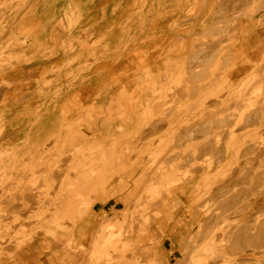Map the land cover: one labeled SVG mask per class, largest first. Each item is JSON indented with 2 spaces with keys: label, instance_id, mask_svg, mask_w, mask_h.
<instances>
[{
  "label": "rangeland",
  "instance_id": "1",
  "mask_svg": "<svg viewBox=\"0 0 264 264\" xmlns=\"http://www.w3.org/2000/svg\"><path fill=\"white\" fill-rule=\"evenodd\" d=\"M263 2L254 0L250 7L251 0H134L132 6L119 7L118 21L102 23V31H94L93 26L73 29L79 22L66 27L59 23L68 36L64 45L56 46L41 37L32 15L33 0H0V264H86L92 261L87 255L91 257L89 245L95 231L114 215L124 219L120 221L122 238L132 241L136 249L127 253L129 264H149L154 256L159 259L155 264L186 263L191 256L195 260L189 264H197L204 262L201 248L213 235L222 240L220 248L228 251L225 246L229 248L228 241L235 239L238 224L252 227L256 222L252 224L250 219L263 222L264 152L256 145L264 140V80L259 95L249 94L256 84H247L252 81L249 77V87L244 83L243 89H236L256 63V78L264 74V68L259 69L264 63V56L260 58L264 52ZM247 101L255 104L253 112L248 110L252 107L247 108L250 116L244 108ZM255 112L261 118L252 116ZM72 120L77 124L70 128ZM250 123L256 129L249 130ZM192 130L196 135L205 131L204 138H196ZM229 130L235 135V144L226 145ZM191 132L194 138L190 142L186 137ZM211 138L217 139L214 144ZM256 140L259 142L254 145ZM106 148L124 152L121 163L114 159L115 169L104 177L89 203L79 205L77 212L72 208L67 218L57 213L53 220L56 203L69 194L65 187L74 176L72 163L77 158V162H88L89 154L97 161ZM173 164L174 169L179 164L175 169L179 182L170 194L160 191L145 208L135 207L137 198L146 202L142 186L156 176V169L172 168ZM91 175L98 177L100 171ZM17 179L25 181H14ZM29 180L33 188L28 186ZM96 205L107 209L95 213ZM226 232H231V240ZM224 237L228 241L224 242ZM249 241L244 237L238 242V246L244 244V251L239 249L234 257L237 260L224 263L218 256L219 260L212 262L238 264L244 259L243 264H264V240L261 248L257 244L249 247ZM102 257L92 262L127 263L113 252Z\"/></svg>",
  "mask_w": 264,
  "mask_h": 264
},
{
  "label": "bare ground",
  "instance_id": "2",
  "mask_svg": "<svg viewBox=\"0 0 264 264\" xmlns=\"http://www.w3.org/2000/svg\"><path fill=\"white\" fill-rule=\"evenodd\" d=\"M264 3V2H263ZM253 5H254V0H251V6L250 7H253ZM249 11L251 10L250 8L248 9ZM261 10V9H260ZM252 11H254V9L252 10ZM248 12V11H247ZM253 13V12H252ZM251 12H250V14H252ZM248 14H249V12H248ZM133 15V14H132ZM147 21H148V19H147ZM208 52H210V51H208ZM209 55L207 56V58L209 57L210 58V54L211 53H208ZM88 55V54H87ZM188 56V55H187ZM190 56V55H189ZM263 56H264V52H262L261 53V57L260 58H263ZM196 57V56H195ZM195 57H194V59H195ZM208 58V59H209ZM184 59V58H183ZM187 59V58H186ZM189 59V58H188ZM207 59V60H208ZM192 60V59H191ZM179 61V60H178ZM209 61H210V59H209ZM208 61V62H209ZM195 62H197V61H195ZM207 62V61H206ZM188 62H186V64H187ZM254 63H256V62H254ZM264 64V63H263ZM263 64H261V67L259 68V69H263L264 68V65ZM194 65H196V64H194ZM197 65L198 66H195V68L196 67H199V64L197 63ZM256 65H258L257 63H256ZM256 65L254 66V68L252 69V70H250V71H248L247 72V74H246V76H245V81L243 82V80H244V77L242 78L243 80H241L237 85H236V87H235V85H234V87L238 90V89H241L242 88V86L244 85V83L246 84V82H248L247 80H248V78L247 77H249L252 81H250L249 80V82L247 83V84H252V83H254V82H256V84H254L253 85V87H252V89H251V91L249 92V94H253V96L255 95V93L256 94H258L257 92H258V90L260 89V87H261V83L263 82V80H264V77H263V75L264 74H262V76H259V79L258 78H256V76L258 75V72H257V70L258 69H256ZM263 65V66H262ZM190 66H192V65H190ZM66 67V66H65ZM174 67V66H173ZM189 67V66H188ZM225 67H226V65H225ZM263 67V68H262ZM192 69H193V67H191ZM223 69H224V67H223ZM220 71V70H219ZM261 71V70H260ZM264 71V70H263ZM182 72H183V70H182ZM257 72V73H256ZM172 73V72H171ZM191 74V73H190ZM260 74V75H261ZM173 76V75H172ZM178 77H181L180 76V74H179V76ZM253 77H255V79L257 80H255ZM258 77V76H257ZM261 77V78H260ZM183 78H185V77H183ZM255 81H254V80ZM182 80V79H181ZM168 81V80H167ZM170 84V83H169ZM168 84V85H169ZM246 84V86L247 87H249L248 85ZM252 86V85H251ZM175 88H177L176 86H174ZM171 88V87H170ZM172 88H173V86H172ZM181 89V91H182V89H183V87H180ZM244 88V87H243ZM242 88V89H243ZM262 89V88H261ZM156 91V90H155ZM176 90H174V92H175ZM234 91H235V89H234ZM237 92V91H236ZM239 92V91H238ZM237 92V93H238ZM178 93V92H177ZM225 93V92H224ZM232 93V92H231ZM234 93V92H233ZM236 93V94H237ZM240 93V92H239ZM238 93V94H239ZM260 94H261V91H260ZM226 95H227V93H226ZM259 95V94H258ZM156 96V95H155ZM214 96V95H213ZM154 97V96H153ZM158 97V96H157ZM249 97V96H248ZM251 97V96H250ZM155 99V98H154ZM181 99H182V97H181ZM214 99V98H213ZM151 100V99H150ZM204 100V99H203ZM247 100H249V99H247ZM250 100L253 102V100L254 99H252V98H250ZM263 100V99H262ZM251 101H250V103L247 101V105H246V107L244 106V108L246 109V111H252L253 112V105H255V104H253V103H255L256 101H254L252 104H251ZM205 102V101H204ZM263 102H264V100H263ZM135 103V102H134ZM140 104H142V103H140ZM143 104H144V102H143ZM248 104H251V105H248ZM159 105V104H158ZM142 106V105H141ZM140 106V107H141ZM248 106H250V107H252V109L251 108H249L248 110H247V108H248ZM148 108H149V106H148ZM243 108V109H244ZM263 108V107H262ZM251 109V110H250ZM259 109H261L260 107H259ZM137 110V109H136ZM155 110V109H154ZM263 109H261V111H262ZM248 111V113H249V116H250V114H251V112H249ZM258 112L260 113V111L258 110ZM257 112H255L254 113V115H253V113H252V116H256L257 118H261V114L258 116V114L257 115H255ZM132 114V113H131ZM141 115V114H140ZM79 118V117H78ZM249 118L250 117H248V120H249ZM202 119H204L203 117L201 118V123L203 122V120ZM254 120V118H252L251 117V120ZM74 120H76V119H74ZM74 120H72V123H70L71 125H68V124H66V125H68L69 127L71 126L72 127V125L74 126H76V124H77V122H75V124L73 123V121ZM81 120V119H80ZM190 120V119H189ZM195 120V119H194ZM238 120H240V119H238ZM238 120H236L235 121V124H236V122L238 121ZM152 121V120H151ZM204 122H205V120H204ZM160 123V122H159ZM254 123H257V120H255V122ZM161 124V123H160ZM210 124V123H209ZM251 124V127H250V129L249 130H252V129H256V128H252V123H250ZM250 124H249V126H250ZM153 125V124H152ZM254 125V124H253ZM139 126V125H138ZM150 126V125H149ZM148 126V127H149ZM255 126V125H254ZM253 126V127H254ZM70 127V128H71ZM60 128H61V126H60ZM197 128H198V126H197ZM200 126H199V129H198V131L200 130ZM249 128V127H248ZM247 128V129H248ZM192 129V128H191ZM193 129H194V127H193ZM203 129H204V126H203ZM63 130V129H62ZM189 130V129H188ZM195 130V129H194ZM187 131V130H186ZM191 130H189V132H190ZM193 131V130H192ZM195 131H197V130H195ZM195 131H193L194 133H195V136H196V138L197 137H202V136H205V135H203V133L202 132H205V131H202V132H199V135L197 134L196 135V133H198V132H195ZM248 131V130H247ZM260 131H263V130H261L260 129ZM68 132H70V131H68ZM188 132V131H187ZM201 133H202V135H201ZM63 133H62V131H61V135H62ZM215 134H217V133H215ZM259 134V133H258ZM64 135V137H65V133L63 134ZM182 135V134H181ZM189 135H194L192 132H191V134L189 133L188 135H187V137L186 138H188L189 137V141L191 142L192 140H190L191 138H194V136L192 137V136H189ZM260 135H261V133H260ZM179 136H180V134H179ZM179 136H175V139L177 138V137H179ZM184 136V135H183ZM186 136V135H185ZM214 136H216V138L218 137V135H213V138H214ZM258 136V135H257ZM63 137V136H62ZM61 137V138H62ZM254 137H256V136H254ZM262 137V136H261ZM54 138H55V136H54ZM159 138H160V136H159ZM165 137H163V139H164ZM185 138V137H184ZM184 138H182V139H184ZM202 138H204V137H202ZM213 138H211L210 140L212 141L213 140ZM161 139V138H160ZM181 139V140H182ZM62 140V139H61ZM159 140V139H158ZM166 140V139H165ZM168 141H169V139H167ZM166 140V141H167ZM177 140H179L178 138H177ZM208 142L210 141V140H208V139H206ZM215 141L217 140V139H214ZM214 140H213V142H211V143H213L214 144ZM225 140H226V145L228 144V143H231V144H235V135L233 134V131L231 130H229V133H228V135H227V137L225 138ZM59 141V140H58ZM182 141H185V142H187L186 140H182ZM181 141V142H182ZM188 141V143H190ZM258 140H256V141H254L253 143H255L254 145H256L258 142H257ZM262 141H264L263 139H262ZM262 141H261V143H262ZM59 142H61V141H59ZM59 142H58V144H59ZM206 142V141H205ZM208 142H206V144L208 143ZM157 143H159V142H157ZM261 143H259V144H261ZM259 144H257L255 147L258 149V148H260L259 150L261 151H263L264 152V144L262 145H259ZM210 146H212L213 147V145L212 144H209ZM253 145V146H254ZM110 146V145H109ZM111 146H112V144H111ZM111 146L110 147H108L109 149L111 148ZM113 146H115V144H113ZM113 146H112V148H113ZM125 146V145H124ZM209 146V147H210ZM249 146L250 147H248V149L250 148L251 150L254 148V147H252V143H249ZM32 147H33V145H32ZM57 147V146H56ZM228 147V146H227ZM33 148H35V147H33ZM54 148V147H53ZM75 148H77V147H75ZM122 148H124L123 146H122ZM226 148V147H225ZM88 149V148H87ZM120 149V148H119ZM226 149H228V148H226ZM225 149V150H226ZM249 149V150H250ZM97 150V149H96ZM95 150V151H96ZM106 150H108L107 148H106ZM32 151V150H31ZM117 151H118V149H117ZM115 152L114 150H108V151H105V152H103L102 154H101V157H97L98 159H97V161H95V159H96V157L95 156H90V154L88 155V156H86V154L87 153H85V155L84 154H82V155H84V156H86V157H88L87 159H89L88 160V162H77V159H76V162L75 163H72V164H74V165H71L72 166V168H71V175H72V173L74 174V176L71 178L70 176V179H68L67 181V184H66V187H65V190L69 193L68 195L66 194L67 192L66 191H63V192H65V194L67 195V196H65V198H60V201L59 200H57V201H59V203H56V204H58V209H57V212L54 214V216H53V220L57 217L56 215H57V213H61V216H66V218H67V216H69L68 214H70L69 212H71V209L72 208H75L76 207V212H77V207L79 208V205H84V204H87V203H89V201H90V199H91V195H94L95 194V192L98 190V188H99V186H100V184L102 183V181H103V179H104V177L108 174V176L109 175H111V172L113 171V169H115V165H114V163H116L117 161L115 160V162H114V159H118V160H120V162H118L119 164L121 163V160L123 159V157H124V152L122 153L121 151H118V152ZM123 151V150H122ZM125 151V150H124ZM254 151V150H253ZM253 151H252V153H253ZM257 151V150H256ZM260 151H258V153L260 152ZM261 151V152H262ZM5 152V151H4ZM3 152V153H4ZM7 152V151H6ZM60 152V151H59ZM92 152H94L93 150H92ZM97 152V151H96ZM101 152V151H100ZM216 152V151H215ZM261 152H260V154H261ZM32 153V155H33V153H35V151H33V152H31ZM54 153V152H53ZM6 154V153H5ZM38 154V153H37ZM36 154V155H37ZM95 154V153H94ZM251 154V153H250ZM7 155V154H6ZM39 155V154H38ZM93 155V154H92ZM31 156V155H30ZM29 156V157H30ZM251 156V155H250ZM263 156V155H262ZM32 157V156H31ZM39 157V156H38ZM79 157H80V155H79ZM179 157H181V156H179ZM255 157V156H254ZM257 157H258V155H257ZM13 159H14V157H12ZM41 158V157H40ZM85 158V157H84ZM182 158V157H181ZM180 158V159H181ZM215 158H216V156H215ZM248 158H250V157H248ZM256 158V157H255ZM254 158V159H255ZM264 158V157H263ZM17 159V158H16ZM30 159V158H29ZM32 159V158H31ZM176 159V158H175ZM179 159V158H178ZM218 159V158H217ZM21 160V159H20ZM82 160H84V159H82ZM85 160H86V158H85ZM215 160V159H214ZM257 160V159H256ZM259 160H261L260 162L261 163H263V161H262V159H261V157H260V159ZM264 160V159H263ZM13 161V160H12ZM18 161V160H17ZM23 161V160H22ZM250 161V160H249ZM249 161H247V163L249 162ZM37 162V161H36ZM35 162V163H36ZM72 162V161H71ZM114 162V163H113ZM216 162V161H215ZM259 162V161H258ZM260 162L258 163V165L260 164ZM14 163V162H13ZM23 163V162H22ZM31 163H32V160H31ZM34 163V162H33ZM38 163V162H37ZM123 163H125V162H123ZM246 163V164H247ZM257 163V162H256ZM5 164V163H4ZM171 164V163H170ZM169 164V165H170ZM181 164V163H180ZM253 164V163H252ZM6 165V164H5ZM7 165H8V163H7ZM11 165H12V162H11ZM10 165V166H11ZM33 165V164H32ZM118 165V164H117ZM159 166L158 167V169H156V171H155V177H151L148 181H146V183L142 186L143 188H144V190H145V194L147 195V199L149 200V202H148V200L145 198V200H146V202H142V195L140 196V198L142 199V200H140L142 203H140V202H138L139 201V198H137V200L136 201H134V203L133 204H135V207H136V205H141V206H143L144 208L146 207V206H148L149 204H151V202H153L152 201V199L153 198H156L158 195H159V193H160V191H166V193H167V195H169L170 193V189H172L176 184H178V182H179V180H178V174H176V172H175V169L177 170V168H178V165H177V167L174 169V164H173V169L170 167V166ZM172 165V164H171ZM257 165V164H256ZM22 166H23V164H22ZM52 166H55V163L52 165ZM118 166H120V165H118ZM181 166V165H180ZM253 166H255V165H253ZM252 166V167H253ZM262 166H263V164H262ZM13 167V166H12ZM30 167V166H29ZM125 167V166H124ZM258 167V166H257ZM259 167H260V165H259ZM8 168V167H7ZM10 168V167H9ZM8 168V169H9ZM51 168V167H50ZM55 168V167H54ZM66 168V167H65ZM250 168V167H249ZM256 168V167H255ZM261 168V167H260ZM6 169V168H5ZM4 169V170H5ZM64 168H62V171H64L63 170ZM263 169V168H262ZM35 170V169H34ZM51 170V169H50ZM49 170V171H50ZM54 170H56V169H54ZM157 170H158V172H157ZM174 170V171H173ZM178 170H181L182 171V169L181 168H179ZM251 170V169H250ZM6 171V170H5ZM41 171V170H40ZM40 171H39V173H40ZM58 171V170H57ZM97 171H100V176H98V177H95V176H93V175H91L92 173H95V172H97ZM226 171L227 170H225V171H223L222 173H220V175L222 176V177H224L225 175H226ZM252 171V170H251ZM261 171V170H260ZM7 172V171H6ZM30 172V171H29ZM31 172H35V171H31ZM46 172H47V170H46ZM51 172V171H50ZM117 172V171H116ZM259 172V171H258ZM264 172V171H263ZM48 173V172H47ZM68 173V172H67ZM114 173V172H113ZM118 173V172H117ZM156 173H158V174H156ZM178 173V172H177ZM252 173H253V171H252ZM255 173H256V171H255ZM2 174V173H1ZM6 174V173H5ZM33 174V173H32ZM43 174H44V172H43ZM42 174V175H43ZM56 174H58V172L56 173ZM59 174H60V172H59ZM182 174V173H181ZM248 174H250V173H248ZM261 174V173H260ZM29 175H31V174H28V176ZM36 175H38V174H36ZM36 175H35V180H36ZM53 175V174H52ZM180 175V174H179ZM28 176H27V178H28ZM34 176V175H33ZM177 176V177H176ZM254 176V175H253ZM261 176V175H260ZM48 177V176H47ZM46 177V178H47ZM55 177V176H54ZM53 177V179H55ZM61 177V176H60ZM221 177V178H222ZM249 177H251L250 175H249ZM249 177H248V179H249ZM1 178V177H0ZM62 178V177H61ZM64 178H66V177H64ZM6 179H7V177H6ZM42 179V178H41ZM50 179V178H49ZM52 179V178H51ZM203 179H205V180H208V176L207 175H204V177H203ZM251 179V178H250ZM61 180V179H60ZM60 180H59V182H60ZM178 180V181H177ZM217 180L218 179H216V177H215V179H214V182L216 183L217 182ZM251 180H253V178L251 179ZM7 181V180H6ZM14 181H18V179L17 180H14ZM19 181H22V180H20L19 179ZM18 181V182H19ZM23 181H25V180H23ZM22 181V182H23ZM47 181V180H46ZM49 181V180H48ZM180 181H181V179H180ZM11 182H12V179H11ZM251 182V181H250ZM250 182H248L249 184H250ZM262 182L264 183V180H262ZM13 183H15V182H13ZM32 181L31 180H29L28 181V186H31L32 185ZM181 183H182V181H181ZM258 183V182H257ZM180 184V183H179ZM208 181L205 183V187H207L208 185ZM220 184V183H219ZM252 184V183H251ZM260 184V183H259ZM262 184V183H261ZM36 185V184H35ZM256 185V184H255ZM264 185V184H263ZM25 186V185H24ZM216 186H217V184H216ZM258 186V185H257ZM5 187H6V185H5ZM4 187V188H5ZM17 187V186H16ZM32 187V186H31ZM200 186H197V188H199ZM246 187V186H245ZM252 187V186H251ZM254 187V186H253ZM252 187V188H253ZM262 187V186H261ZM261 187H260V189H261ZM30 188V187H29ZM33 188V187H32ZM37 188V187H36ZM40 188V187H39ZM45 188V187H44ZM47 188V187H46ZM213 188V187H212ZM216 188V187H215ZM218 188V187H217ZM247 188V187H246ZM249 188V187H248ZM252 188H251V190H252ZM263 188V187H262ZM7 189V188H6ZM12 189V188H11ZM31 189V188H30ZM200 189V188H199ZM235 189V188H234ZM241 189H243V187L241 188ZM257 189V188H256ZM255 189V187H254V190H256ZM2 190V189H1ZM1 190H0V192H1ZM17 190H18V187H17ZM22 190V189H21ZM25 190V189H24ZM23 190V191H24ZM33 190V189H32ZM186 190V189H185ZM184 190V191H185ZM238 190V189H237ZM244 190V189H243ZM254 190H253V192H254ZM3 191V190H2ZM6 191V190H5ZM26 191V190H25ZM28 191V190H27ZM231 191V190H230ZM259 191V190H258ZM7 192V191H6ZM10 192H11V190H10ZM171 192H173L172 190H171ZM241 192H243V191H241ZM250 192H252V191H250ZM249 192V193H250ZM252 192V193H253ZM256 192V191H255ZM20 193V192H19ZM25 193V192H24ZM23 193V194H24ZM165 193V192H164ZM169 193V194H168ZM215 193V192H214ZM217 193V192H216ZM232 193H235V192H232ZM6 194V193H5ZM9 194H11V193H9ZM29 194H30V192H29ZM32 194V193H31ZM30 194V195H31ZM64 194V195H65ZM174 194V193H173ZM236 194H240L241 195V193H239V192H236ZM244 194V193H243ZM242 194V195H243ZM1 195V194H0ZM7 195V194H6ZM29 195V196H30ZM42 195V194H41ZM46 195V194H45ZM145 195V196H146ZM166 195V194H165ZM166 195V196H167ZM212 195V194H211ZM216 195V194H215ZM213 196V197H217V196ZM227 195H229V194H227ZM231 195V194H230ZM239 195V196H240ZM241 195V196H242ZM248 195V194H247ZM246 195V196H247ZM249 195H251V194H249ZM257 195V194H256ZM29 196H28V198H29ZM39 196V195H38ZM43 196V195H42ZM171 196V195H170ZM220 196H222V195H220ZM245 196V195H244ZM20 198H21V196H19ZM18 197V198H19ZM35 197V196H34ZM62 197V196H61ZM160 197V196H159ZM211 197V196H210ZM237 197V196H236ZM254 197H256L255 196V194H254ZM26 198V197H25ZM36 198V197H35ZM221 198H223V197H221ZM27 199V198H26ZM25 199V200H26ZM215 199V198H214ZM213 199V200H214ZM224 199V198H223ZM227 199V198H226ZM234 199V198H233ZM237 199H238V197H237ZM8 200H10L9 198H8ZM31 200V199H30ZM144 200V201H145ZM244 200H245V198H244ZM250 200V199H249ZM6 201V200H5ZM34 201V200H33ZM158 201V200H157ZM177 201V200H176ZM176 201H174V203L176 202ZM224 201V200H223ZM226 201V200H225ZM229 201V200H228ZM238 201V200H237ZM10 202V201H9ZM12 202V201H11ZM25 202V201H24ZM31 202V201H30ZM35 202V201H34ZM167 202V201H166ZM216 202V201H215ZM218 202H220V201H218ZM218 202H216V203H218ZM246 202V201H245ZM244 202V204H247V202L245 203ZM250 202V201H249ZM6 203V202H5ZM32 203V202H31ZM44 203V202H43ZM159 203V202H158ZM212 203H214L213 201H212ZM224 203V202H223ZM235 203V202H234ZM241 203L243 204V202L241 201ZM27 204V203H26ZM33 204V203H32ZM36 204V203H35ZM91 204V203H90ZM132 204V205H133ZM229 204H230V201H229ZM7 205V204H6ZM37 205V204H36ZM175 205V204H174ZM219 205H220V203H219ZM231 205V204H230ZM237 205V204H236ZM240 205V204H239ZM238 205V206H239ZM14 206V205H13ZM32 206V205H31ZM90 206V205H89ZM212 206H213V204H212ZM217 206H218V204H217ZM222 206V200H221V205H220V207ZM223 206H225V205H223ZM228 206V205H227ZM233 206V205H232ZM241 206V205H240ZM239 206V207H240ZM244 206H247V205H244ZM55 207H56V205H55ZM82 207H84V206H82ZM88 207V206H87ZM138 207V206H137ZM140 207V206H139ZM215 207V206H214ZM229 207V206H228ZM217 208V207H216ZM215 208V209H216ZM233 208V207H232ZM38 209V208H37ZM82 209V208H81ZM214 209V208H213ZM214 209V210H215ZM219 209V208H218ZM218 209H216V210H218ZM221 209H222V207H221ZM220 209V210H221ZM237 209V208H236ZM235 209V210H236ZM240 209V208H239ZM238 209V210H239ZM33 210V209H32ZM40 210V209H39ZM74 210V209H73ZM233 210V209H232ZM234 210V211H235ZM231 211V210H230ZM229 211V212H230ZM25 212V211H24ZM28 212V211H27ZM55 212V211H54ZM75 212V211H74ZM73 211H72V214L74 213ZM75 212V213H76ZM156 212V211H155ZM216 213L218 212V211H215ZM237 212V211H236ZM74 213V214H75ZM125 213V212H124ZM158 213V212H157ZM226 213V212H225ZM259 213V212H258ZM18 214V213H17ZM32 214V213H31ZM50 214V213H49ZM51 214H52V212H51ZM52 214V215H53ZM156 214V213H155ZM159 214V213H158ZM215 214V213H214ZM224 214V213H223ZM232 213H230V215H231ZM24 215V214H23ZM27 215V214H26ZM71 215V214H70ZM123 215V214H122ZM125 215V214H124ZM218 215V214H217ZM229 215V214H228ZM257 215V214H256ZM259 215H260V213H259ZM51 216V215H50ZM58 216H59V214H58ZM74 216V215H73ZM73 216H71V217H73ZM155 216V215H154ZM254 216V215H253ZM16 217H17V215H16ZM20 217V216H19ZM46 218H48L47 216H45ZM44 217V218H45ZM71 217H69V219H71ZM216 217V216H215ZM226 217V216H225ZM256 216H254V218H255ZM258 217V216H257ZM50 218V217H49ZM76 218V217H75ZM75 218H72V220L73 219H75ZM219 218V217H218ZM51 219V218H50ZM62 219V218H61ZM222 219H223V217H222ZM227 219V218H226ZM259 219V218H258ZM261 219H264V218H262V215H261ZM46 220V219H45ZM52 220V221H53ZM122 220H124L123 218H122V216L119 218V216H115L114 215V217H111V218H109V219H107V220H105V227L103 226V225H99V228H98V230H96L95 232L96 233H94V239L92 240V242H90V243H92V245H89V246H91V249H90V255H91V257H89V255H87L88 256V258H87V260L89 259V258H92V261H94V260H98V259H101V258H103L102 256H104V258L109 254V252H113L114 253V255L117 257V259H119V260H126V257H127V253L129 252H131V251H133L134 249H133V245H132V241H130V240H127V239H123L122 238V234H121V230H120V221H121V223L123 222ZM214 220H216V219H214ZM255 220V219H254ZM57 221V220H56ZM62 221V220H61ZM70 221V220H69ZM219 221V220H218ZM250 221H251V223L252 222H256L254 225H252V227L250 226V224H248V225H243L242 226V224L240 223V224H238L239 225V231H233L234 233L236 232L237 233V235L236 236H234L235 237V239H233L232 241H228L226 238H228L229 240H231V232H226L227 233V235H226V233H225V235H226V238L225 239H223L224 240V242H225V240H227L228 242H230V244H229V248H228V244H226V248L225 249H228V251L227 250H223V249H221L220 248V242H222V240H220L219 241V237H218V239H217V236L215 237L214 235L210 238V239H208V241L205 243V245L201 248V257H202V259H205L204 260V262H202V263H197V264H214V262H216L214 259H216L217 261L219 260V258H221L220 256H222V258L220 259L222 262H224V263H228V261H232V259L233 260H237L236 258H234L235 257V255L238 253V251H239V249H240V252H243L244 250H243V248H242V246L244 245H237V244H241V243H238L239 241H241V240H243V238L245 237V238H249V240H251V241H249L250 243H248L249 244V247H254L256 244H257V246L256 247H259L260 246V248L262 247V242L261 241H263L264 240V221L263 222H260V223H257V221H253L252 219H250ZM60 222V221H59ZM224 222H225V219H224ZM228 222V221H227ZM235 222V221H234ZM58 223V222H57ZM64 223H66V222H64ZM250 223V222H249ZM48 224V223H47ZM59 224V223H58ZM62 224H63V222H62ZM71 224V223H70ZM69 224V225H70ZM226 224V223H225ZM243 224H244V222H243ZM258 224H260V227H257V225ZM60 225V224H59ZM215 225V224H214ZM213 225V226H214ZM23 226V225H22ZM21 226V227H22ZM35 226V225H34ZM242 228H241V227ZM24 227V226H23ZM25 227H29V226H25ZM42 227V226H41ZM48 227V226H47ZM64 227H65V225H64ZM71 227V226H70ZM115 228V227H117V230L116 231H113L112 233L113 234H116V236L117 237H112L111 236V232L110 231H108L110 228ZM235 227V226H234ZM51 228V227H50ZM57 228H58V226H57ZM212 228V227H211ZM210 228V229H211ZM236 228L238 229V227L236 226ZM235 228V229H236ZM48 229H49V227H48ZM38 230H40V229H38ZM67 230H68V228H67ZM32 231H34V230H32ZM48 231V230H47ZM46 231V232H47ZM123 231V230H122ZM209 231V230H208ZM35 232V231H34ZM45 232V231H44ZM50 232H51V230H50ZM232 232V233H233ZM239 232H241L242 234L240 235L239 234ZM28 233V232H27ZM111 233V234H110ZM47 234V233H46ZM51 235H52V232L50 233ZM54 234V233H53ZM207 234H208V232H207ZM31 235V234H30ZM58 235V234H57ZM235 235V234H234ZM25 236H26V233H25ZM24 236V237H25ZM220 237H221V235H219ZM26 237H29V236H26ZM51 237V236H50ZM57 237V236H56ZM234 237H232V238H234ZM53 238V237H52ZM30 239V238H29ZM28 239V240H29ZM54 239V238H53ZM56 239V238H55ZM58 239H60V238H58ZM58 239H57V242H58ZM66 239V238H65ZM263 239V240H262ZM69 240V239H68ZM54 241V240H53ZM56 241V240H55ZM63 241V240H62ZM65 241V240H64ZM51 242V241H50ZM60 243V242H59ZM200 243V242H199ZM223 243V242H222ZM221 243V244H222ZM244 243V242H243ZM262 243V244H261ZM65 244L67 245V246H69V242L67 241V243L65 242ZM7 245H9V243H7ZM14 245V244H13ZM63 245H64V243H63ZM65 245V246H66ZM246 245V244H245ZM259 245V246H258ZM15 246V245H14ZM73 246V245H72ZM81 246V245H80ZM196 246V245H195ZM224 246H221V247H224ZM241 246V248H239ZM244 247V246H243ZM72 248V247H71ZM78 248V247H77ZM80 248V247H79ZM78 248V249H79ZM81 248H82V246H81ZM2 249V248H1ZM73 249V248H72ZM84 249V248H83ZM89 249V248H88ZM88 249H86L87 251H88ZM9 250V248L7 249V251ZM191 250V249H190ZM249 250V249H248ZM81 249H80V253H81ZM136 251V249L133 251V252H135ZM192 251V250H191ZM253 251V250H252ZM84 252V251H83ZM189 252V251H188ZM132 253V252H131ZM198 253V252H197ZM135 254V253H134ZM239 254V253H238ZM159 255V254H158ZM83 256V255H82ZM218 256H219V258H218ZM79 257V256H78ZM86 257V256H85ZM82 259V258H81ZM94 259V260H93ZM106 259V258H105ZM108 259H110V258H108ZM107 259V260H108ZM116 259V258H115ZM127 259H128V257H127ZM118 260V261H119ZM135 260V259H134ZM133 260V261H134ZM159 259H158V257L157 256H154V258L150 261V263L149 264H155V262L156 261H158ZM195 260V258L193 257V256H191V257H189L187 260H186V263L187 264H189L191 261H194ZM212 260H214V262H212ZM250 260V259H249ZM90 259H89V262L87 263L86 262V260H85V262H86V264H94L93 262H92ZM100 261V260H99ZM102 261V260H101ZM116 261V260H115ZM127 261V260H126ZM243 261H246V260H244V259H241V260H238V264H243L244 262ZM248 261V260H247ZM257 261V260H256ZM261 261V260H260ZM92 262V263H91ZM103 262V261H102ZM220 262V261H219ZM259 262V261H258ZM262 262V261H261ZM104 263V262H103ZM125 263V262H124ZM123 263V264H124ZM185 263V261H183V262H181V263H179V264H186ZM230 263V262H229ZM233 263V262H232ZM120 264V263H119ZM126 264H129V262L127 261V263ZM219 264V263H218ZM235 264H237V262L235 263ZM256 264V263H255ZM261 264H263V263H261Z\"/></svg>",
  "mask_w": 264,
  "mask_h": 264
},
{
  "label": "crops",
  "instance_id": "3",
  "mask_svg": "<svg viewBox=\"0 0 264 264\" xmlns=\"http://www.w3.org/2000/svg\"><path fill=\"white\" fill-rule=\"evenodd\" d=\"M133 4L134 0H33L35 9L32 15L39 23L41 37L50 44L61 46L68 36L61 25L66 27L68 23L79 22L73 29L87 30L93 26L94 31H102V23L118 21L120 6ZM96 204L100 205L98 202ZM97 205L94 207L95 213L107 209Z\"/></svg>",
  "mask_w": 264,
  "mask_h": 264
}]
</instances>
